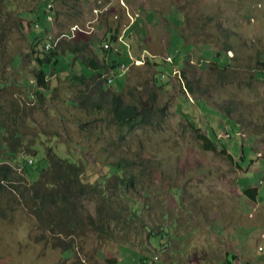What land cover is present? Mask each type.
<instances>
[{
    "label": "rangeland",
    "instance_id": "374dc122",
    "mask_svg": "<svg viewBox=\"0 0 264 264\" xmlns=\"http://www.w3.org/2000/svg\"><path fill=\"white\" fill-rule=\"evenodd\" d=\"M116 1L56 0L52 3L54 9L48 13L50 24L47 34L57 39V43L64 39L63 45L74 40H90V46L103 59L100 47L104 44L109 46L105 40L109 24L118 27L121 33L132 25L136 34L143 33L141 44L138 46L137 39L130 38L129 32L124 33L125 38L121 42L125 44L126 52L118 60L128 61L129 52L140 53L144 49L156 59L172 55L177 67H185L189 77L200 78L202 88L204 85L209 88L206 99L211 106L229 103L237 106L233 117L240 121V125L225 118L198 95L186 92V80L169 78V88L160 91V102L166 104L169 111L164 128L145 138L142 150L137 144L140 138L134 139L136 142L128 139L125 143L131 148L130 152L140 153L154 166L155 177L152 180L151 177L145 178V185L151 186L153 194L160 190V195L150 196L154 204L159 199L162 203V198H166L170 219L160 220L162 211L157 208L150 218L146 219V214L143 216L145 222L156 228L152 231H160V222L172 226L168 230L169 244L162 249L157 239L149 240L145 229L138 232L130 230L125 236L122 230H114L111 237L106 233L100 236L97 230L86 228L80 235L62 237L65 243L74 244L73 249L65 250V244L57 243L54 237H49L50 233L40 228L29 206L9 191L5 197L13 196L11 200L15 201V210L6 218H0V264H94L93 261L106 264L108 258H120V264H141L140 256L155 257L159 264H222L229 255L231 264H264V81L253 79V87L247 85L250 77L247 65L255 64L257 51L264 52V0ZM39 2L12 0L15 13L36 10ZM209 17L212 19L209 20ZM17 19L14 16L11 22L17 25ZM23 23L21 30L13 24L14 30L9 32L4 43L9 58L15 53L22 54V48L29 46V32L40 29L35 30L26 17ZM180 33L196 46H187ZM208 42L212 44L207 45ZM112 43L115 46L114 41ZM229 43L234 48L226 51L233 58L230 62L240 68L236 78L217 87L207 85L210 80L206 72L210 62L205 59L204 53L209 49L225 52L224 48ZM145 64L129 66L126 75L113 76L111 71H107L116 78L111 86L121 90L125 84L128 89L141 81L151 82V70L154 68ZM20 67L23 71H19ZM27 70L26 65H17L9 72L7 70L5 76L10 75L19 83L26 77ZM51 76L54 78L56 75ZM179 78H183L182 74ZM109 80L113 78L109 77ZM66 81L67 78L59 88V97L52 101L56 105H51L54 107L52 111H49V104H45V109L34 107L35 113L31 115L35 117L32 120L37 122L38 129L57 128L61 141L67 140L68 136L78 141L81 136L75 122L79 117L86 120L88 115L74 106L64 105V93H68L69 88L78 89L77 86L70 87ZM22 89L13 86L10 96L22 100L25 96ZM61 111L71 118L65 122ZM188 119L194 121L200 130L189 126ZM93 128L101 138L99 143H94L95 139H92V155L83 154L89 164L93 159L101 158L97 155L105 139L117 144L119 136L117 127L106 122H95ZM27 132L30 133L26 138L30 140L32 133ZM213 132H217L219 149H223L221 142H224L227 153L232 157L202 147L197 135ZM242 146L245 147L246 158L241 157ZM62 149V155L68 154ZM70 153L78 156L82 150L75 148ZM131 155L134 154L129 153ZM252 158L257 159L249 165ZM99 167L91 165L90 171ZM171 185H185L179 203L166 190ZM248 186L258 188L257 202L243 196L242 191ZM89 199L85 197L80 203L86 213L95 215V202ZM172 217H177L176 225H173ZM163 242L165 244L167 240L163 239Z\"/></svg>",
    "mask_w": 264,
    "mask_h": 264
},
{
    "label": "trees",
    "instance_id": "16d2710c",
    "mask_svg": "<svg viewBox=\"0 0 264 264\" xmlns=\"http://www.w3.org/2000/svg\"><path fill=\"white\" fill-rule=\"evenodd\" d=\"M40 1L36 10L15 13L12 0H0V218H6L15 210V201L11 200L13 196L7 199L5 197L10 191L14 197L18 195L21 203L29 206L32 214L37 217L40 228L50 233L49 237H54L57 243L65 244L63 245L65 250L73 249L74 244L65 243L62 237L80 235L86 228L97 230L100 236L106 233L111 237L114 236V230H122V235L125 236L130 230L135 229L138 232L145 229L149 240L157 239L164 249L163 246L170 242L168 230L172 226L160 222L158 224L160 231H152L154 227L145 222L143 215L146 214L148 219L157 208L162 211L160 220L168 221L169 205L166 198H162L164 200L162 203L159 199L157 204L150 200L151 195L160 193V190H156L153 194L151 186L145 185V178L151 177L152 180L155 177L154 166L140 153L130 152L131 148L125 146V143L128 139L135 141L134 139L140 138L137 144L142 150L145 147L144 139L164 128L169 111L168 106L160 102V91L167 90L170 82L169 79H162L161 73L171 72L172 67L176 66L175 60L174 63H168L164 58L148 57L145 65L154 68L151 70V82L141 81L128 89L125 88V84L121 90H116L109 84V76L105 77V74L111 71L114 76L122 62L129 63V60H118L121 54L111 47L112 41L116 42L118 36L113 34L106 38L110 48L100 47L103 59L90 46V40L83 42L74 40L63 45V39L54 45L57 39L50 38L51 35L47 34L50 24L48 13L54 6L49 10L48 5L56 0ZM14 16L18 17L17 25L11 22ZM25 17L35 30L40 29L37 32L33 30L29 32L30 36H27L29 46L22 48L20 52L22 54L15 53L9 58L10 54L4 43L9 32L14 30L13 24L20 30L24 27ZM109 29H112L111 25ZM180 36L190 48L196 46L188 41L187 36L181 33ZM48 40L53 42L49 49L46 48ZM122 46L126 47L124 43ZM232 49L234 48L229 43L224 48L225 52L223 50L214 52L209 49L204 53L205 59L210 62L206 72L210 80L207 85L217 87L231 83L236 78L235 75L240 68L231 64L233 58L226 52ZM106 55L110 57L107 59ZM9 61L10 65H7ZM187 63L188 60L186 66ZM17 65H26L28 68L25 72L26 77L19 83L9 74L5 76L7 70L9 72ZM247 66L250 67L248 87H253V79L264 81L263 51H257L253 66L250 64ZM22 69L23 67H20L19 71H23ZM186 70L185 67L181 68L183 79L186 80V89L209 104L206 99L209 88L206 85L202 88L200 78L189 77ZM118 72L120 73L119 69ZM53 74L56 75L54 78L51 76ZM65 78L70 87L77 86L78 89L69 88L68 93H64L66 96L63 99L64 105L74 106L88 115L86 120L79 117L75 122L81 136L78 141L71 136L61 141L57 128L48 127L40 130L37 128V122L32 120L35 117L31 114L35 113L36 106L45 109V104H49V111L53 110L56 105L52 101L59 97V88ZM13 86L23 88L25 96L22 100L10 96L12 95L10 89ZM213 108L225 118L234 121L236 125H240V121L233 117L237 112L235 104H222ZM62 113L61 111L60 114ZM61 117L65 122L71 118L64 114ZM95 122H106L116 126L119 136L117 144L105 139L97 155L101 158L93 159L92 164H89L83 154L87 152L92 155V139H95L94 143H99L98 139L101 138L100 133L95 132L93 128ZM188 124L195 130H200L194 121L188 119ZM27 131L32 133L30 140L26 138L30 133ZM197 137L204 149L228 154L224 142H221L223 149H219L217 132L200 133ZM61 145L68 154H61L63 150L60 148ZM75 148H80L82 154L77 156L70 153ZM241 152V157L246 158L244 146ZM129 153L134 155L129 156ZM228 156L232 157L231 154ZM256 159L252 158L249 165ZM91 165L100 167L96 171H90ZM103 167L107 170H102ZM239 167L243 168L240 164ZM184 188L185 185H171L166 190L171 193L173 200L179 203ZM242 194L249 200L257 202L259 190L257 187L248 186L243 189ZM85 197L95 202V215L84 211V206L80 202ZM173 217V225H176L177 217ZM163 239L167 240L165 244ZM229 258L230 255L222 264H231ZM139 259L141 264H159L155 257L140 256ZM233 259H236V256H233Z\"/></svg>",
    "mask_w": 264,
    "mask_h": 264
},
{
    "label": "crops",
    "instance_id": "0c3cea01",
    "mask_svg": "<svg viewBox=\"0 0 264 264\" xmlns=\"http://www.w3.org/2000/svg\"><path fill=\"white\" fill-rule=\"evenodd\" d=\"M108 2H111V3H113V2H117L116 0H107ZM109 26H110V24H109ZM111 27H112V29H109L108 30V36L109 35H113V34H116L117 36H118V40L116 41V42H114L115 43V46H113V43L111 44V47H113V50H115L116 52H118L119 54H124L125 52H126V48L124 47V46H122V40L125 38V36H123V34L125 33V34H127L128 32L130 33V38H134L135 37V39H137V41H138V46L141 44V39H142V37H143V33H142V35H139V34H136L135 32V30L134 29H132V25L131 26H127L126 27V30L123 32V33H121L120 32V29L118 28V27H113V25H111ZM120 32V33H119ZM127 32V33H126ZM135 33V34H134ZM106 37V38H109V37ZM106 40V39H105ZM106 44H109L107 41H106ZM104 46H105V44H104ZM121 48H122V50H121ZM137 49H138V47H137ZM142 51H143V53L145 54V56H144V58H145V62H146V60L148 59V57H152L151 56V54H150V52L147 50V49H144V50H140V53H131V52H129V55H128V57H129V63H126V62H122V63H125V64H127L128 65V68H129V66H132V65H134V64H132L131 63V58H130V56L132 55V56H134V57H139V58H141L142 57ZM144 62V63H145ZM121 63V64H122ZM179 68V67H178ZM118 69L120 70V73L118 72ZM117 69V73H116V75L117 74H119V75H123V74H125L126 73V71H124L123 69H121L120 67ZM179 69H181V68H179ZM123 71V72H122ZM111 75V73H106L105 74V76H109V77H112L113 78V82H112V84L115 82V79L116 78H114L113 76H110ZM111 84V85H112ZM262 236H264V233L262 234ZM114 259V258H113ZM64 260H65V258H64ZM108 260H112V258H108V259H106L105 261H106V264H120V261H121V259L119 258L118 260L117 259H115L116 261H113V262H110V261H108ZM84 263H86V262H84ZM92 263H94V264H96V262L95 261H93Z\"/></svg>",
    "mask_w": 264,
    "mask_h": 264
},
{
    "label": "built area",
    "instance_id": "2783aa9c",
    "mask_svg": "<svg viewBox=\"0 0 264 264\" xmlns=\"http://www.w3.org/2000/svg\"><path fill=\"white\" fill-rule=\"evenodd\" d=\"M50 18V16H49ZM74 30H75V27H74ZM52 36H50L51 38ZM57 44V41L54 42V45ZM53 45V42L51 40H48L47 44H46V48L49 49L51 48V46ZM105 48H110V44L109 46H104ZM145 54L143 53V57L139 58V57H134V56H130L131 58V63L132 64H142L145 62V58H144ZM164 59L166 60V62L168 63H174V57L170 54H168L166 57H164ZM121 65H125V71L128 69V65L125 64V63H122ZM180 74H182V71L181 69H179L178 67L176 66H173L172 67V71L169 72V71H164L161 73V78L162 79H169L171 77L173 78H177L179 79V76ZM113 80H109V84H112Z\"/></svg>",
    "mask_w": 264,
    "mask_h": 264
},
{
    "label": "bare ground",
    "instance_id": "6f19581e",
    "mask_svg": "<svg viewBox=\"0 0 264 264\" xmlns=\"http://www.w3.org/2000/svg\"><path fill=\"white\" fill-rule=\"evenodd\" d=\"M52 6H53V4H49V5H48L49 10L52 9ZM132 18H133V17H132ZM107 45H109V44H107ZM121 69L125 70V65H122V66H121ZM182 77H183V76H182ZM179 79H182V81H183V78H179Z\"/></svg>",
    "mask_w": 264,
    "mask_h": 264
},
{
    "label": "clouds",
    "instance_id": "9594fccd",
    "mask_svg": "<svg viewBox=\"0 0 264 264\" xmlns=\"http://www.w3.org/2000/svg\"><path fill=\"white\" fill-rule=\"evenodd\" d=\"M184 89H185V91L187 90L186 87H184ZM187 91H188V90H187ZM187 91H186V92H187Z\"/></svg>",
    "mask_w": 264,
    "mask_h": 264
}]
</instances>
